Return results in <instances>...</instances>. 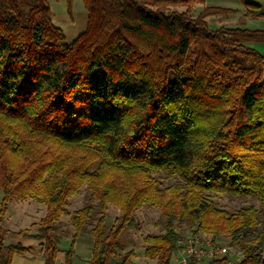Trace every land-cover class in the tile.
<instances>
[{
  "label": "trees",
  "instance_id": "1",
  "mask_svg": "<svg viewBox=\"0 0 264 264\" xmlns=\"http://www.w3.org/2000/svg\"><path fill=\"white\" fill-rule=\"evenodd\" d=\"M80 1L87 29L67 42L48 0H0V264L32 250L6 244L2 226L8 205L30 198L47 213L36 234L18 235L57 264V224L83 186L89 200L71 216L63 264L96 215L91 264H135L132 250L113 260L144 205L165 220L164 234L146 237L156 264H172L178 223L228 236L236 264H264V54L252 45L264 31L212 29L206 18L226 9L172 10L206 0ZM158 171L179 183L161 189ZM212 192L254 197L260 209L230 213ZM109 205L121 215L108 229Z\"/></svg>",
  "mask_w": 264,
  "mask_h": 264
},
{
  "label": "rangeland",
  "instance_id": "2",
  "mask_svg": "<svg viewBox=\"0 0 264 264\" xmlns=\"http://www.w3.org/2000/svg\"><path fill=\"white\" fill-rule=\"evenodd\" d=\"M50 5L52 8L51 14L53 13L52 19L54 24L64 30L67 42H72L78 36V25L85 21V16H81L83 13L86 15L83 3L80 0H73L71 2L68 0H50ZM187 7L191 10L190 15L194 17L198 16L201 10L199 3L190 6L175 7L172 10L185 11ZM223 24L228 26V24ZM253 47L264 54V48L259 44H253ZM153 176L159 181L161 189H170L172 186H176L179 183V179L177 177L169 176L163 171L154 172ZM208 194L218 208L226 210L230 213L248 206H255L260 209V204L254 197H233L216 192ZM2 195L3 194L0 191V196ZM89 196L90 194L88 189L86 186H83L81 191L77 195L70 198L65 206V212L62 214L60 221L57 224L58 233L61 236L57 262L63 261L64 251L69 248L72 242L74 229L72 228L70 222L71 216L76 210L82 208L88 203ZM46 213V206L32 198L27 199L26 201L15 200L10 203L8 205L6 218L2 225L3 229L7 233L8 241L10 243H16L18 240L23 242L29 241L30 238L19 237L18 232L21 231L27 234H36L40 226V221L46 216ZM120 215L121 212L117 207L109 205L106 213L108 229ZM135 215L139 228L127 230L123 233L121 241L124 248L117 253L113 261H117L119 256L132 250L135 252V257L133 259L135 264H156V260L149 259L144 255L146 247L149 246L146 242V237L157 236L165 233V220L163 212L158 207L144 205L136 212ZM98 217L99 215H96L94 219L87 223L83 233L76 240L74 264H91L93 247L92 229L94 228L96 218ZM175 232L180 236V238H186L187 236L193 234L185 223L176 224ZM196 234L201 237L203 243H213L215 246L224 250V253L218 256L222 257L224 254L228 255L224 264H236L240 260L241 251L237 247L229 246L230 239L228 236L222 235L215 237L212 234L203 232H198ZM34 241V245L36 247H42V242L36 240ZM176 257L177 251L173 253L172 264H175ZM209 261L210 260H207L202 264H208Z\"/></svg>",
  "mask_w": 264,
  "mask_h": 264
},
{
  "label": "crops",
  "instance_id": "3",
  "mask_svg": "<svg viewBox=\"0 0 264 264\" xmlns=\"http://www.w3.org/2000/svg\"><path fill=\"white\" fill-rule=\"evenodd\" d=\"M48 1L50 4V0ZM199 7H201L199 14L204 9L209 8V7H215V8H221V9L228 10V12L226 13L211 15L206 18V20L209 23V26L212 29H217L219 27L225 26L223 24L225 23L226 25L228 24V26L226 27H240V28H246V29H251V30L264 31V0H206L204 3H199ZM51 11H52V8H51ZM81 16L82 17L85 16V21L80 23L77 27L78 36L86 31L87 24H88L87 12H86V15L83 13ZM253 44H259L260 46L264 48V42H256V43H252V45ZM2 199H3V195L0 196V209H1ZM34 242L35 241L32 239H30L29 241H25V242L18 240L16 243H22L26 247H31L32 250L23 255H20V254L15 255L13 258L12 264H45L43 248L36 247L34 245ZM5 243L14 244L8 241L7 235L5 237ZM74 249L76 250L75 244H74ZM65 251H64L63 261L57 262L56 260L57 264L64 263ZM75 254H76V251H75Z\"/></svg>",
  "mask_w": 264,
  "mask_h": 264
},
{
  "label": "built area",
  "instance_id": "4",
  "mask_svg": "<svg viewBox=\"0 0 264 264\" xmlns=\"http://www.w3.org/2000/svg\"><path fill=\"white\" fill-rule=\"evenodd\" d=\"M224 253V250L213 243H203L201 237L192 234L178 241L175 264H202Z\"/></svg>",
  "mask_w": 264,
  "mask_h": 264
}]
</instances>
